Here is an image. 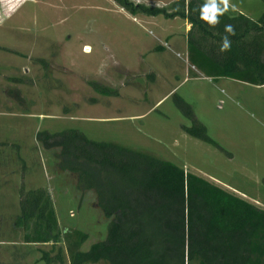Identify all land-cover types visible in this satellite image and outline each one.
Here are the masks:
<instances>
[{
  "label": "rangeland",
  "instance_id": "rangeland-1",
  "mask_svg": "<svg viewBox=\"0 0 264 264\" xmlns=\"http://www.w3.org/2000/svg\"><path fill=\"white\" fill-rule=\"evenodd\" d=\"M245 1L253 11L262 5ZM188 25L132 17L112 0H0V264H44L41 253L52 256L57 248L68 264L62 242L25 245L12 231L20 185L50 192L59 229L87 235L81 252L106 236L109 220L94 195L80 193L72 176L56 170L55 152L34 140L39 131L73 129L146 152L264 210V88L195 73L187 60ZM90 82L116 97L95 94ZM174 93L231 158L181 131L190 122Z\"/></svg>",
  "mask_w": 264,
  "mask_h": 264
},
{
  "label": "trees",
  "instance_id": "trees-1",
  "mask_svg": "<svg viewBox=\"0 0 264 264\" xmlns=\"http://www.w3.org/2000/svg\"><path fill=\"white\" fill-rule=\"evenodd\" d=\"M112 2L132 17L186 21L188 63L205 78L264 88V11L254 21L229 8L211 27L200 19L205 0H175L167 6ZM229 24L234 35L225 32ZM225 36L231 48L221 51ZM88 84L99 96L117 95L96 82ZM171 97L190 122L181 131L231 158L208 136L192 107L176 93ZM34 140L42 150L55 152L56 170L72 176L80 193L91 192L109 222L105 239L81 252L87 235L59 229L48 191L20 185L10 227L22 234L23 244L62 242L68 264H264V210L247 200L169 161L89 140L77 130L39 131ZM62 255L57 248L52 256L42 252L39 261L62 264Z\"/></svg>",
  "mask_w": 264,
  "mask_h": 264
},
{
  "label": "clouds",
  "instance_id": "clouds-1",
  "mask_svg": "<svg viewBox=\"0 0 264 264\" xmlns=\"http://www.w3.org/2000/svg\"><path fill=\"white\" fill-rule=\"evenodd\" d=\"M222 5V6H221ZM234 8L230 5V0H205V3L200 7V19L209 24L211 27H216L220 23L219 17L229 11V8ZM225 32L234 35L235 31L232 25H225ZM231 48V41L227 36L223 38L221 51H227Z\"/></svg>",
  "mask_w": 264,
  "mask_h": 264
},
{
  "label": "crops",
  "instance_id": "crops-1",
  "mask_svg": "<svg viewBox=\"0 0 264 264\" xmlns=\"http://www.w3.org/2000/svg\"><path fill=\"white\" fill-rule=\"evenodd\" d=\"M139 1H141V2H146L147 0H139ZM219 1V0H218ZM148 2V1H147ZM262 2V1H261ZM162 5H165V4H162ZM230 5H234L235 7L234 8H232V7H230V9H232L236 14H240V15H243V16H245V17H247V18H249V19H251V20H257L260 16H261V14L263 13V11H264V4L262 3V5L260 6V8L257 10V11H253V10H251V8L250 7H248L247 6V3H246V1L245 0H234V1H230ZM140 18H142V19H145V20H150V21H156V18L157 17H155V18H143V17H140ZM178 19H174V20H166V22H175V21H177ZM189 25L186 27V29H185V32H184V34L186 35L187 34V32L189 31ZM167 45V44H166ZM169 46V45H168ZM194 69V68H193ZM195 73H197V74H200L199 72H197L196 70H195ZM202 75V74H201ZM263 89V88H262ZM209 181V180H208ZM214 183H216V182H214ZM216 185H218L219 187H223V189H227V190H229V191H231L230 190V188H226V187H224V186H222L221 184H217L216 183ZM44 188V187H43ZM232 193V192H231ZM236 195V194H235ZM49 196H50V192H49ZM238 196V195H237ZM50 199H51V196H50ZM52 202V201H51Z\"/></svg>",
  "mask_w": 264,
  "mask_h": 264
}]
</instances>
